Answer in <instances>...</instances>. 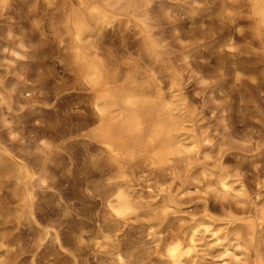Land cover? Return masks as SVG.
<instances>
[{
    "label": "rangeland",
    "instance_id": "374dc122",
    "mask_svg": "<svg viewBox=\"0 0 264 264\" xmlns=\"http://www.w3.org/2000/svg\"><path fill=\"white\" fill-rule=\"evenodd\" d=\"M118 1L117 18L84 43L122 83L133 76L171 107L180 151L153 163L144 134L118 177L94 132V92L71 64L67 22L79 0H0V264H117L122 253L128 264H169L166 246L201 224L220 240L198 242L197 264H264L257 0ZM16 163L29 167L26 180L7 170ZM117 185L135 203L127 215L110 205Z\"/></svg>",
    "mask_w": 264,
    "mask_h": 264
},
{
    "label": "bare ground",
    "instance_id": "6f19581e",
    "mask_svg": "<svg viewBox=\"0 0 264 264\" xmlns=\"http://www.w3.org/2000/svg\"><path fill=\"white\" fill-rule=\"evenodd\" d=\"M114 1L108 3L106 0H103L105 4H101L98 0H79V9L74 12L71 19L66 18L68 19V30L73 32L74 39L77 43L74 46L72 63H70L79 70L83 81L89 85L90 89L94 92L93 107L98 113V118L100 119L99 127H97L94 132L99 136V139L103 144L101 146L102 151L106 154L110 164L113 166L112 169L116 171L118 177L123 178L127 176V172L123 165L124 161L127 158L134 157V148L141 143L140 139L144 134L146 135L144 138L145 141L143 140L142 143H144V148H146L145 151H149V148L153 149L154 155H152V157H154H151L153 163H165V161L170 159L168 157L170 153L179 152L180 149L175 147V138L177 137L174 134L175 126L172 122V118L174 119V117L171 107L163 101H159V103L154 101L145 88L135 84L136 79L133 76L127 77L122 83V77L115 72V69L110 65V62H104L98 59V52L91 49L89 43H84L86 37L93 35L92 26L94 24L97 25V27L102 26L106 23H111L117 18V11L121 8V4L119 1ZM257 4V13L260 16L263 25L264 0H257L256 5ZM136 5V3L129 2L126 9L131 8L133 11L136 9ZM142 24L145 25L144 21ZM141 34L143 33L141 32ZM144 37L147 42L146 39L148 37ZM146 44L148 45L147 50L152 54V44H150V42H147ZM146 44L144 43V45ZM154 71L152 70V72ZM155 72L148 76L154 77ZM160 99L163 98L160 97ZM147 117H154L155 119L153 120L151 128H148L149 130L147 129L148 131L145 132ZM144 155L147 154L145 153ZM150 156L151 155H149V158ZM8 168H10L9 170L15 174V179H18L17 181L26 180L31 174L30 169L26 164H9L7 170ZM218 182L223 188L229 186V182L225 176L220 177ZM111 196L113 198L110 205L120 216L131 213L135 208V203L133 205L132 202L133 200H131L130 196L122 191L118 185L114 191H112ZM192 230L193 231L187 242L183 243L182 241L180 242L177 240V242L170 243L167 246L165 245V254L169 259V264H197L196 262L199 258L198 247H200L198 242H200L202 238L213 235L215 237L214 240L217 242L220 240V236L215 232L216 229H210L206 224L194 226ZM233 247L234 246H227L224 254L233 250ZM122 254L121 256H123ZM121 256L119 255L117 262L115 263L128 264L126 261L127 259H125L126 262L123 259L125 256H123V258ZM225 260L226 259L223 261Z\"/></svg>",
    "mask_w": 264,
    "mask_h": 264
}]
</instances>
